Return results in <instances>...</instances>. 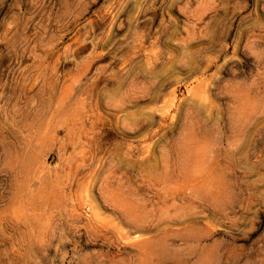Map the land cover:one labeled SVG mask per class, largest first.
<instances>
[{
    "label": "rangeland",
    "instance_id": "1",
    "mask_svg": "<svg viewBox=\"0 0 264 264\" xmlns=\"http://www.w3.org/2000/svg\"><path fill=\"white\" fill-rule=\"evenodd\" d=\"M0 264H264V0H0Z\"/></svg>",
    "mask_w": 264,
    "mask_h": 264
},
{
    "label": "bare ground",
    "instance_id": "2",
    "mask_svg": "<svg viewBox=\"0 0 264 264\" xmlns=\"http://www.w3.org/2000/svg\"><path fill=\"white\" fill-rule=\"evenodd\" d=\"M153 95L154 96H156V89H154L153 90ZM153 157V156H152ZM151 157V158H152ZM150 157L149 158H145L144 160V162L142 163V164H145V169H147V170H154V169H156V167H157V165H158V161H155V159H154V157H153V159H151ZM166 167H168L167 165H165L163 168H166ZM167 170L168 169H166V172H167ZM173 189V188H172ZM173 191V190H172ZM168 193V192H167ZM172 193V192H171ZM167 195V194H166ZM173 195V194H172ZM154 197H156V196H154ZM148 219L146 218V219H144V220H142V223H145L146 221H147ZM132 225L131 226H133L134 225V227H135V223H131Z\"/></svg>",
    "mask_w": 264,
    "mask_h": 264
}]
</instances>
